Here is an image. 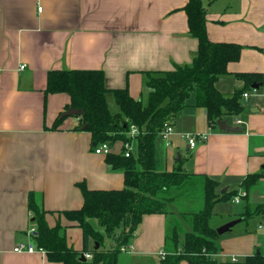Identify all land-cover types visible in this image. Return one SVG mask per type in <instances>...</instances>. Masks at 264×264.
Segmentation results:
<instances>
[{
  "label": "crops",
  "instance_id": "crops-1",
  "mask_svg": "<svg viewBox=\"0 0 264 264\" xmlns=\"http://www.w3.org/2000/svg\"><path fill=\"white\" fill-rule=\"evenodd\" d=\"M188 1L0 0V264H62L50 262L40 251H14L20 245L35 244L29 194L48 213L49 226L60 224L68 244L82 251V230L62 215L84 204L77 184L84 182L90 190L124 188L123 173L112 170L106 156L94 153L92 136L79 130L78 118L67 117L52 129L66 112L70 97L45 95L48 73L103 71L108 90L128 89L133 98L143 101L146 72L189 65L198 50L184 11ZM202 2L210 41L242 46L239 61L228 65V74L218 79L216 89L224 97L234 96L245 87L241 74H261L262 83L242 93L241 114L224 119L241 127V132L211 128L204 108L187 106L174 118L170 145L159 141L158 170L170 172L183 162L186 172L216 181L217 193L237 191L239 196L247 176L264 173V0ZM188 135H205L207 140L192 148ZM136 148L134 141V152ZM112 149L119 153L121 143ZM189 203L194 201H180L182 208ZM241 204L237 212L222 213L224 220L215 228L235 220L241 224L219 237L221 250L214 258L220 262L264 256V211L244 217L247 209L264 205V178L237 205ZM170 213L143 218L138 239L134 238L127 253L134 257V264H160V253L166 250L159 248L172 233ZM185 213L180 216L187 220L183 233L191 230Z\"/></svg>",
  "mask_w": 264,
  "mask_h": 264
},
{
  "label": "trees",
  "instance_id": "trees-1",
  "mask_svg": "<svg viewBox=\"0 0 264 264\" xmlns=\"http://www.w3.org/2000/svg\"><path fill=\"white\" fill-rule=\"evenodd\" d=\"M188 17L190 34L198 41V50L189 65L179 66L167 72H146L148 99H135L128 89L108 90L103 71L54 70L47 75L45 95L67 94L70 108L82 110L79 130L91 134L94 148L108 143H121L119 153L106 155L107 165L124 175L121 190H90L86 183H78L84 204L80 209L64 211L62 215L83 232L84 247L76 251L68 244L60 224L50 227L47 212L38 204L35 195L29 194V211L34 217L33 238L38 249L43 250L50 262L62 264H118L121 248L141 227L148 215L169 214L168 207L180 198L189 185L203 181L204 205L190 214L191 230L184 233L180 246L175 228L165 241L166 257L160 264H264V256L256 254L244 262H220L214 258L220 252L217 229L210 226L214 206L228 202L238 192L217 193L218 183L207 176L193 175L184 170L182 163L174 170H158V141L165 123L173 125L174 118L187 106L204 108L208 124L216 128L218 120L242 113V93L251 86L262 83L261 74L238 75L245 87L234 96L224 97L215 87L218 79L228 74V65L239 61L242 46L232 43H214L206 32V10L202 0H189L184 8ZM114 97L120 112L112 114L107 95ZM63 114V113H62ZM61 114V115H62ZM57 118L52 129L67 119ZM83 126L85 128L83 129ZM132 126L139 135L129 137ZM136 142V151L125 156L123 144ZM94 150V149H93ZM264 173L247 176L241 188L247 194L262 179ZM264 205L247 209L245 218L261 214ZM94 221L97 225L92 224ZM92 242L94 243L91 246ZM111 242V243H110ZM172 243L170 246L169 243ZM99 248L96 250V244ZM109 244V246H108ZM85 254L92 259L82 260Z\"/></svg>",
  "mask_w": 264,
  "mask_h": 264
},
{
  "label": "rangeland",
  "instance_id": "rangeland-1",
  "mask_svg": "<svg viewBox=\"0 0 264 264\" xmlns=\"http://www.w3.org/2000/svg\"><path fill=\"white\" fill-rule=\"evenodd\" d=\"M147 91L144 90L143 93V102L146 104L147 99H148V88H146ZM107 102H108V106H109V110L112 114H116L119 113V107L117 106L114 97L111 94L107 95ZM160 142L158 141L157 143V149L159 151V149H161L160 147ZM183 155L185 156V159L188 157V154L185 153L183 151ZM176 158V157H175ZM203 181L202 180H198L196 181V184H192L189 185L188 188L185 190V192L182 194L180 201H184L186 202L187 200L189 201H194V203H189L184 205L183 209L181 207L180 201L179 203H177V199L173 202H175L174 205L170 204L168 207V210L171 211L170 215H169V223H170V227L171 230L173 231L175 228L177 229V232H182L183 229L186 230V219L185 218H180V216H182V212H187L185 213L186 217L191 218L190 214L198 212L199 210H201L203 208L204 205V191H203ZM188 198V199H187ZM178 204V205H177ZM216 206V205H215ZM214 206V216L211 218L210 220V226L213 228H216L218 225H220L222 223V221L224 220L223 214L225 215V213L232 211L233 212H237L238 210H240L243 205H237V204H231L230 201L228 202H221L220 204H218V206L215 208ZM186 207L189 208V211L186 210ZM185 210V211H184ZM220 210V211H219ZM221 215H219V214ZM223 213V214H222ZM243 225V224H242ZM241 227V224L236 225L233 229L238 230ZM171 233V231L168 232V235ZM137 234H135L130 240H129V245H132L134 238L138 239V236H136ZM167 235V232H166ZM171 236V234H170ZM184 233L182 232L181 234L179 233V243L180 246L184 241ZM111 243V242H110ZM169 243V242H168ZM94 243L92 242L91 246H93ZM169 245L171 246L172 243H169ZM109 246V244H108ZM165 249V245H162V247L159 248V250H164ZM139 255H137L138 257ZM134 257L130 256L127 253H121L119 256V264H134ZM156 259V258H154ZM156 261V260H155ZM159 261V260H157Z\"/></svg>",
  "mask_w": 264,
  "mask_h": 264
},
{
  "label": "built area",
  "instance_id": "built-area-1",
  "mask_svg": "<svg viewBox=\"0 0 264 264\" xmlns=\"http://www.w3.org/2000/svg\"><path fill=\"white\" fill-rule=\"evenodd\" d=\"M39 11H42V8L39 7L38 9ZM25 65H22L20 67V70H24L25 69ZM244 98H248V94H244L243 95ZM238 124H241V122L239 121ZM173 125L170 124V123H165L164 124V128H163V131L161 133V138L163 141H165L166 145L169 146L170 145V136L173 134ZM137 135H139V130L138 128H136L135 126H132L129 133H128V136L129 137H136ZM188 141H189V144H190V147L194 148L196 147L198 144L200 143H204L206 140H207V137L205 135H188ZM123 146L125 147V150H126V153H125V156L126 157H129L131 152L133 151V142L132 143H126V144H123ZM113 151L112 149V146L108 143H105V144H101L99 146H96V148H94V153L97 154V155H108L110 154L111 152ZM246 192L245 191H242L239 196L235 197L233 199V202L235 204H239L241 202V199L246 197ZM264 221V219H263ZM263 226H260V228H262ZM35 230H32L31 233L33 234ZM132 247L130 246H124L121 248V252L122 253H129L131 251ZM15 252H18V253H22V252H27V253H35L37 251H40L41 253H44L45 252L43 250H40L36 247L35 244H30L29 246L27 245H20L19 247H17L15 250ZM87 259H92V255L90 254H87L85 256ZM160 257L161 259H164L166 257V253L165 252H161L160 253ZM232 262L233 263H237V259L236 258H233L232 259Z\"/></svg>",
  "mask_w": 264,
  "mask_h": 264
},
{
  "label": "water",
  "instance_id": "water-1",
  "mask_svg": "<svg viewBox=\"0 0 264 264\" xmlns=\"http://www.w3.org/2000/svg\"><path fill=\"white\" fill-rule=\"evenodd\" d=\"M258 85H254L253 88L254 89H258ZM83 114V111L82 110H77V109H68L66 112H64L62 115H61V118H65V117H72V116H82ZM217 126L218 128L221 130V131H224V132H241L242 131V128L241 127H233L231 125H229L227 123L226 120H218L217 121ZM85 128V126H83V129ZM181 160V157L180 155H178V158L176 159V161H180ZM225 191H223L222 193H224ZM240 222V220H235V221H232V222H229L221 227H219L217 229V233L218 235H223L227 232H229L236 224H238ZM140 233V228H138L136 234H139ZM99 248V244L97 243L96 244V250ZM82 260L85 261L86 258L85 257H82Z\"/></svg>",
  "mask_w": 264,
  "mask_h": 264
}]
</instances>
